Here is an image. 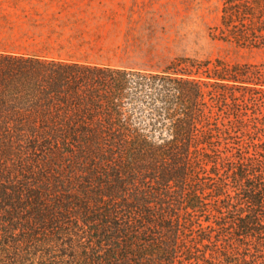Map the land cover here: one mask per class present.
Returning <instances> with one entry per match:
<instances>
[{"label": "trees", "instance_id": "trees-1", "mask_svg": "<svg viewBox=\"0 0 264 264\" xmlns=\"http://www.w3.org/2000/svg\"><path fill=\"white\" fill-rule=\"evenodd\" d=\"M214 30L264 49V0ZM0 264H264V64L0 52Z\"/></svg>", "mask_w": 264, "mask_h": 264}, {"label": "rangeland", "instance_id": "rangeland-1", "mask_svg": "<svg viewBox=\"0 0 264 264\" xmlns=\"http://www.w3.org/2000/svg\"><path fill=\"white\" fill-rule=\"evenodd\" d=\"M222 5L223 0L122 1L115 5L118 19L100 21L107 28L99 31L98 47L108 50L52 55L150 70L164 69L183 58L264 64V49L241 47L213 37L214 28L220 23Z\"/></svg>", "mask_w": 264, "mask_h": 264}, {"label": "crops", "instance_id": "crops-1", "mask_svg": "<svg viewBox=\"0 0 264 264\" xmlns=\"http://www.w3.org/2000/svg\"><path fill=\"white\" fill-rule=\"evenodd\" d=\"M122 1L129 0H0V52L77 60L52 53L108 50L98 47L107 28L100 21L118 19Z\"/></svg>", "mask_w": 264, "mask_h": 264}]
</instances>
